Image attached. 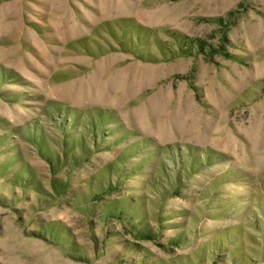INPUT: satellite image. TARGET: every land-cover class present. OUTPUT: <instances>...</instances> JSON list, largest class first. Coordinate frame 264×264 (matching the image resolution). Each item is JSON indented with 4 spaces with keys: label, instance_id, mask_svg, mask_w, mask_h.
Returning a JSON list of instances; mask_svg holds the SVG:
<instances>
[{
    "label": "rangeland",
    "instance_id": "1",
    "mask_svg": "<svg viewBox=\"0 0 264 264\" xmlns=\"http://www.w3.org/2000/svg\"><path fill=\"white\" fill-rule=\"evenodd\" d=\"M0 264H264V0H0Z\"/></svg>",
    "mask_w": 264,
    "mask_h": 264
}]
</instances>
